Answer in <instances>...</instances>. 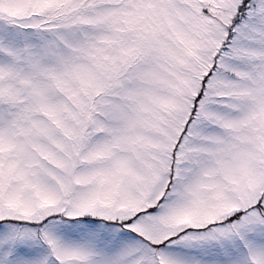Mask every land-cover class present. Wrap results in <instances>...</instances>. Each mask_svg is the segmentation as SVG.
Segmentation results:
<instances>
[{"label":"snow or ice","instance_id":"obj_1","mask_svg":"<svg viewBox=\"0 0 264 264\" xmlns=\"http://www.w3.org/2000/svg\"><path fill=\"white\" fill-rule=\"evenodd\" d=\"M0 264H264V0H0Z\"/></svg>","mask_w":264,"mask_h":264}]
</instances>
